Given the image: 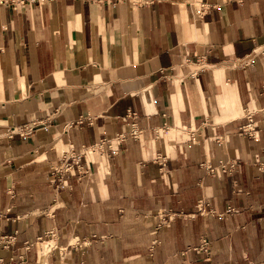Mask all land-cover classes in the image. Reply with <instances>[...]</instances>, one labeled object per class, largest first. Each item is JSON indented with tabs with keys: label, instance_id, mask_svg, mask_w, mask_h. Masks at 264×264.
<instances>
[{
	"label": "crops",
	"instance_id": "1",
	"mask_svg": "<svg viewBox=\"0 0 264 264\" xmlns=\"http://www.w3.org/2000/svg\"><path fill=\"white\" fill-rule=\"evenodd\" d=\"M132 123L140 137L87 155V178L52 183L64 150ZM220 162L231 174L201 166ZM159 211L174 216L154 234ZM12 234L0 264H264V0H0V236ZM77 238L91 241L60 255Z\"/></svg>",
	"mask_w": 264,
	"mask_h": 264
},
{
	"label": "built area",
	"instance_id": "2",
	"mask_svg": "<svg viewBox=\"0 0 264 264\" xmlns=\"http://www.w3.org/2000/svg\"><path fill=\"white\" fill-rule=\"evenodd\" d=\"M240 1V0H237ZM189 59H185V63H188ZM202 68V66L200 67ZM136 113H129L126 115V117H135ZM125 117V118H126ZM247 123L243 125L240 129L242 133L254 137L253 133L254 131V125L252 121V117L250 113L246 114ZM36 130V124L31 123L27 125H22L18 127H13L9 130V136H12L14 134H17L21 137L30 136L33 134V132ZM141 130L136 127V123H132L129 130L117 134L113 138H101L97 141H95L91 145H83L81 146L77 151L73 148H67L62 152L60 155L57 163H55L50 168V177L52 178V183L58 187L59 185H63V183L66 181L68 176H73L77 180L81 181L85 178H87L90 173L89 170L84 162V158L87 155L90 154H104L106 151H108L111 154H115L114 149V143L115 144H121L124 140H126L128 137L133 139H138L140 137ZM156 133H158V130H156ZM165 159V156H157L154 160L163 163ZM201 166H203L208 173L213 174L216 172V170H220L222 173L231 174L233 170V164H226L220 162L219 165L216 167L208 165L207 163H201ZM207 203L204 201V199H199L196 204V208L199 214L203 216L208 215H219L216 213L213 209L206 208ZM232 210V209H229ZM174 214H171L168 211H159L154 218L157 220V223L155 225V228L153 230V233H157L159 230L163 229V227H166L169 225L170 221L173 219ZM54 233L52 231L47 232V236L51 237ZM16 240V234L12 235H5L0 236V246L3 248L9 249ZM39 240L44 243V240L39 238ZM91 239H75L73 242H69L68 245H66L63 248H59L60 255L64 254L61 250H67L68 248L74 249V250H81L83 247H86L90 244ZM154 243H157V240L153 241ZM44 245V248H47L45 252L51 251L52 249H55V246L50 244L49 242H46ZM31 244L28 242L24 243V250H28L30 248ZM43 248V249H44ZM194 250L203 251L206 254H210L208 249V242L206 240H203L201 245L194 248ZM23 255H19L20 264L23 260Z\"/></svg>",
	"mask_w": 264,
	"mask_h": 264
},
{
	"label": "rangeland",
	"instance_id": "3",
	"mask_svg": "<svg viewBox=\"0 0 264 264\" xmlns=\"http://www.w3.org/2000/svg\"><path fill=\"white\" fill-rule=\"evenodd\" d=\"M43 247H44V245H43Z\"/></svg>",
	"mask_w": 264,
	"mask_h": 264
}]
</instances>
